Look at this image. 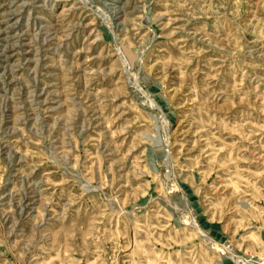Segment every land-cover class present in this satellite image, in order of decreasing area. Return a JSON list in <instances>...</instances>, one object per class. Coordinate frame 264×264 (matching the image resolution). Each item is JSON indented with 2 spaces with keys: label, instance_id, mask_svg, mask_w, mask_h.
<instances>
[{
  "label": "rangeland",
  "instance_id": "1",
  "mask_svg": "<svg viewBox=\"0 0 264 264\" xmlns=\"http://www.w3.org/2000/svg\"><path fill=\"white\" fill-rule=\"evenodd\" d=\"M0 264H264V0H0Z\"/></svg>",
  "mask_w": 264,
  "mask_h": 264
}]
</instances>
